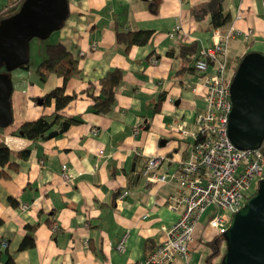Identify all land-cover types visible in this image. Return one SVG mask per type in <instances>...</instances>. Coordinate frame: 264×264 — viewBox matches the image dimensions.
Instances as JSON below:
<instances>
[{
  "label": "crops",
  "instance_id": "0c3cea01",
  "mask_svg": "<svg viewBox=\"0 0 264 264\" xmlns=\"http://www.w3.org/2000/svg\"><path fill=\"white\" fill-rule=\"evenodd\" d=\"M10 1L0 0V9ZM223 1L230 19L218 28L225 32L233 25L236 30L227 45L228 59L252 50L264 56L263 1ZM204 2L67 0L62 25L46 38L28 40V67L10 71L12 120L0 126V143L18 163L8 178L0 177V262L9 252L16 264H137L163 240L182 208L169 206V196L178 193L177 179L147 182L142 171L154 156L159 159L154 170L172 173L178 159L186 157L192 138H177L174 123L184 121L193 129L192 118L202 99L191 87L201 74L187 70L189 62L177 49L190 46L197 53L213 44L216 28L208 25V14L197 19L193 9ZM145 28L153 29L146 44L126 48L116 40V30ZM247 29H252L249 35L244 34ZM52 41L64 43L77 55L79 72L64 88L74 96L61 113L78 122H69L67 131L54 137L30 140L12 131L21 121L53 109L37 98L61 79L51 73L40 81L34 68L43 56V43ZM170 50L173 55L167 53ZM113 67L121 69L122 79L115 86L113 106L99 114L93 111L86 87L92 83L97 92L98 80ZM161 91L165 98L155 110ZM22 148L30 153L20 159L15 153ZM62 165L72 174L69 180L61 176ZM123 191L127 194L119 197ZM8 196L18 204L11 206ZM26 224L36 225L31 231L34 246L18 250L25 234L31 233ZM203 228L188 245L190 260L200 264L205 254L196 248L197 241L205 239L199 233ZM124 234V249L118 250ZM167 264L186 263L176 256Z\"/></svg>",
  "mask_w": 264,
  "mask_h": 264
},
{
  "label": "built area",
  "instance_id": "2783aa9c",
  "mask_svg": "<svg viewBox=\"0 0 264 264\" xmlns=\"http://www.w3.org/2000/svg\"><path fill=\"white\" fill-rule=\"evenodd\" d=\"M175 28H179L178 24ZM251 31L247 29L244 34L249 35ZM235 34L233 25L225 32L216 27L212 34L213 44L201 48L194 60L193 67L201 75L191 90L201 97L202 103L193 115V129L187 128L184 121L174 123L177 138H192L186 157L178 159L172 173L154 170L159 161L154 156L143 168L142 174L147 182L177 179L178 193L169 196V206L176 209L181 205L182 208L177 219L166 229L163 240L137 264H167L176 256L186 264H200L198 260H190L188 245L196 239L193 236L195 224L203 212L212 206L216 208L207 225L217 229L214 234H222L231 215L254 192L253 189L256 190L258 180L264 178L262 144L256 148L239 149L227 136V117L231 110L229 85L233 74L227 67V45ZM151 62L155 63V59L152 58ZM61 176L65 180L72 176L65 165L61 166ZM126 194L127 191H123L119 197ZM55 228L53 224L51 229ZM125 237L126 234L119 239L118 250L124 249ZM1 244L6 246V240L2 239Z\"/></svg>",
  "mask_w": 264,
  "mask_h": 264
},
{
  "label": "water",
  "instance_id": "95a60500",
  "mask_svg": "<svg viewBox=\"0 0 264 264\" xmlns=\"http://www.w3.org/2000/svg\"><path fill=\"white\" fill-rule=\"evenodd\" d=\"M67 0H23L14 14L0 20V126L12 120L10 71L26 64L28 40L46 38L62 25ZM230 79L231 110L227 136L239 149L256 148L264 139V56L256 50L240 57ZM69 121L46 137L67 131ZM231 215L221 234L224 252L219 264H264V178Z\"/></svg>",
  "mask_w": 264,
  "mask_h": 264
},
{
  "label": "trees",
  "instance_id": "16d2710c",
  "mask_svg": "<svg viewBox=\"0 0 264 264\" xmlns=\"http://www.w3.org/2000/svg\"><path fill=\"white\" fill-rule=\"evenodd\" d=\"M23 0H12L0 9V20L4 17L10 16L17 11L19 5ZM223 0H205L203 5L199 6L197 9L193 8L196 11L197 19L200 14H208V25L210 27H222L227 24L230 19V13L224 10ZM153 29H133L129 31H119L116 30V40L123 41L125 47L138 44L143 45L149 40ZM42 47L43 56L41 60L35 65V72L40 81H45L46 77L55 73L58 78L61 79V82L58 85H55L50 91L46 92L39 98L37 101L41 105H53V109L50 113H40L39 116L31 118V120H23L17 126L16 130L12 131L17 135H21L30 140L32 139H44L46 138V133L51 129L59 128L63 121H75L78 120L72 117H64V114L61 113V109L73 98V94H69L65 91V83L69 77L76 75L79 72L78 59L70 48L67 47L64 43L59 41L44 42ZM179 54L183 53L185 60L188 61L187 70L195 69L193 67L194 60L198 56V52L190 46L181 45L177 49ZM169 55H173L174 51L170 50L167 52ZM245 53V52H244ZM240 54L233 58L232 61L229 60L227 67L231 66V70L234 73V70L241 60L240 57L244 54ZM29 62L26 64L20 65L19 67L27 68ZM3 70V67L0 68V71ZM122 72L119 67H113L111 70L106 71L102 77L98 80L97 88L98 91H94V86L92 83H89L86 87L87 95L92 100V108L94 112L99 114H105L109 112L114 103V92L115 86L118 85L122 79ZM233 75V74H232ZM165 91H161L156 105L153 109L158 110L160 102L165 98ZM261 151L264 154V139L260 147ZM30 153L28 148H22L15 153V156L18 158H26ZM18 163L14 161L12 152L7 147L6 144L0 143V177L8 178L9 171L16 170ZM8 203L12 206H16L18 201L12 196H8ZM1 222V219H0ZM30 232L33 231L36 225L26 224ZM203 243L209 248V252L204 255L203 264H219L220 258L224 252V241L223 236L219 234H214L210 240H198L197 243ZM18 250H23L28 247L34 246V236L31 233L25 234L24 238L18 244ZM222 247V248H221ZM218 259H214L215 257ZM0 264H16L15 259L12 253H6L5 258L0 262Z\"/></svg>",
  "mask_w": 264,
  "mask_h": 264
},
{
  "label": "rangeland",
  "instance_id": "374dc122",
  "mask_svg": "<svg viewBox=\"0 0 264 264\" xmlns=\"http://www.w3.org/2000/svg\"><path fill=\"white\" fill-rule=\"evenodd\" d=\"M34 39H37V38H34ZM34 41H36V40H34ZM31 56L33 57V54H31ZM254 187H255V185H254ZM253 190L255 191V189H253ZM215 211H216V208L212 206L211 208H209L203 212L202 217L195 224L196 226H195L194 230H196V232L195 231L193 232L194 237H196V238L199 237L197 229H201L202 227H204V228L199 232L201 237L205 238L202 240L210 239L213 237V234L217 232V229L214 227L208 226L207 221H208L209 217L212 215V213ZM196 227H198V228H196ZM196 249H198V251H200L202 254H206L207 252H209V248L207 246H205L202 242L201 243L198 242ZM214 259L216 260V259H218V257L216 256Z\"/></svg>",
  "mask_w": 264,
  "mask_h": 264
}]
</instances>
